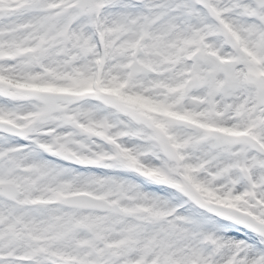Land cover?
<instances>
[{
	"label": "snow or ice",
	"instance_id": "6c2138e0",
	"mask_svg": "<svg viewBox=\"0 0 264 264\" xmlns=\"http://www.w3.org/2000/svg\"><path fill=\"white\" fill-rule=\"evenodd\" d=\"M102 225L107 264H264V0H0V264Z\"/></svg>",
	"mask_w": 264,
	"mask_h": 264
},
{
	"label": "bare ground",
	"instance_id": "6f19581e",
	"mask_svg": "<svg viewBox=\"0 0 264 264\" xmlns=\"http://www.w3.org/2000/svg\"><path fill=\"white\" fill-rule=\"evenodd\" d=\"M101 240L98 242V247L94 250L98 256H100L102 260V264H107V258L104 257V251L101 248V244L107 243L110 244V252H118L122 248H124V244L121 240L119 234L115 231L113 226L110 225H102ZM85 245L89 243L87 239L83 241ZM65 264H73L72 261H66Z\"/></svg>",
	"mask_w": 264,
	"mask_h": 264
},
{
	"label": "rangeland",
	"instance_id": "374dc122",
	"mask_svg": "<svg viewBox=\"0 0 264 264\" xmlns=\"http://www.w3.org/2000/svg\"><path fill=\"white\" fill-rule=\"evenodd\" d=\"M97 240H98V242L101 240V235H98ZM100 246H101V248H102V250H103L104 252H109L110 244L103 243V244H101Z\"/></svg>",
	"mask_w": 264,
	"mask_h": 264
}]
</instances>
